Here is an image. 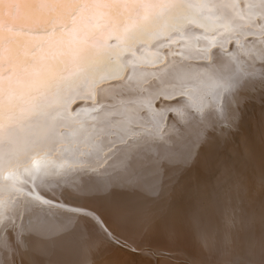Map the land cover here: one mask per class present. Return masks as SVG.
<instances>
[{"label": "snow or ice", "instance_id": "6c2138e0", "mask_svg": "<svg viewBox=\"0 0 264 264\" xmlns=\"http://www.w3.org/2000/svg\"><path fill=\"white\" fill-rule=\"evenodd\" d=\"M109 258L264 264V0H0V264Z\"/></svg>", "mask_w": 264, "mask_h": 264}, {"label": "bare ground", "instance_id": "6f19581e", "mask_svg": "<svg viewBox=\"0 0 264 264\" xmlns=\"http://www.w3.org/2000/svg\"><path fill=\"white\" fill-rule=\"evenodd\" d=\"M245 128H246L247 136L251 138L252 140H254L257 146H259L260 141H261L262 132H261V126L259 122L258 111L249 118V120L246 123ZM241 139L243 140L244 137H241ZM205 178H206V173L202 169L197 168V169H193L192 171H190L186 175L182 183L185 185L186 188H191L197 182L202 181ZM182 243L188 244V241L182 238ZM97 264H110V258L98 261ZM162 264H170V262L164 261L162 262Z\"/></svg>", "mask_w": 264, "mask_h": 264}]
</instances>
